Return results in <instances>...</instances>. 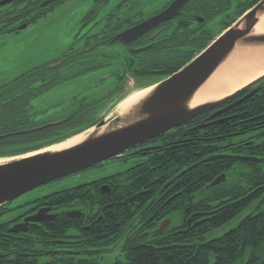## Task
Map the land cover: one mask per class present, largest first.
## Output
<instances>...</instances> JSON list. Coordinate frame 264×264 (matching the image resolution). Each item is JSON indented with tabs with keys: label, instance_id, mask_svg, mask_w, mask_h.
<instances>
[{
	"label": "trees",
	"instance_id": "1",
	"mask_svg": "<svg viewBox=\"0 0 264 264\" xmlns=\"http://www.w3.org/2000/svg\"><path fill=\"white\" fill-rule=\"evenodd\" d=\"M257 1L233 4L232 22ZM203 47L201 45L200 49ZM191 57H186L172 69L152 73L161 75L152 77V82L177 72ZM33 77L34 70L0 93V155L39 149L100 121H84L70 115L63 124L34 132H18L40 123L32 120L33 100L40 93V87L34 86ZM87 106L89 112L91 109ZM242 110L239 106L236 112L242 113ZM82 111L76 109L75 113ZM78 122L82 124L71 131L69 127ZM239 128L241 126L232 127L224 122L210 130L175 129L161 137L163 146L153 148L147 154L148 158L134 167L35 200L30 211L45 204L54 210L81 206L89 211L88 217L102 215V218L85 230L84 226L89 222L72 220L66 212L60 213L54 220L32 224L28 233L18 235L10 231V226L18 219L0 223V264H39L41 257L48 258L43 264H80L81 260L75 262V258L66 256L55 261L59 258L56 254L65 255L57 251L60 246L55 240L68 238L80 239L79 243L84 245L96 243L94 246L102 247L124 242L125 260L116 264H130L127 262L131 256L128 252L131 250L129 231L137 222V226L150 229L166 218L174 216L177 219L180 215L186 225L187 218L198 209L213 212L200 223L196 234L189 230L183 239L207 242L200 245L199 256L190 260L178 258L174 262L166 257V261L160 262L157 252L145 249L136 258L137 264H264V165L252 164V156H264V140L259 145L243 146L239 134H233L239 132ZM11 131L14 133L1 135ZM222 174L226 175V180L211 186ZM106 184L110 192L103 194L101 188ZM256 201L259 203L254 212L236 227L220 237L206 240L210 231L226 224ZM1 209L4 211L5 207ZM71 228L79 229V236H72L77 232L71 233Z\"/></svg>",
	"mask_w": 264,
	"mask_h": 264
},
{
	"label": "flooded vegetation",
	"instance_id": "2",
	"mask_svg": "<svg viewBox=\"0 0 264 264\" xmlns=\"http://www.w3.org/2000/svg\"><path fill=\"white\" fill-rule=\"evenodd\" d=\"M2 1L4 0H0V34L19 32L23 29L21 28L22 26L27 25L26 27H28L39 18L49 15V13H51L58 5L66 0H56L45 5L43 4L48 0H13L5 5H1ZM174 1L175 0H164L159 5L147 6L145 2L141 3L140 0H124L120 4L109 6L110 0H95L94 7L87 14L88 16L82 23L80 34L76 38L74 45L59 58H55L50 62H47L45 65L38 66L34 69L33 81H36L34 86L40 87L38 89V92L40 93H37V97L34 98V100L59 84H64L78 77L93 76L99 70L108 68L109 70L105 74V77H114L118 90L117 94L113 95L112 91V94L101 99L89 100L88 97H85L80 101H77V99L82 93L73 96L70 99L71 101L75 100L74 102L77 101L76 103L72 102V105L75 107L61 119L64 121L59 124L65 123L70 115L77 117L75 119L79 118V120H81V118L85 116L83 113H86L87 115L92 109H100L99 106L103 105L105 102V107L99 111L97 118H95L98 119L99 116L104 115L106 111L110 112V110L115 107L117 102L124 95V89L130 81H134L133 88L143 87L152 82V77L161 76L152 75V73H159L172 69L174 66L180 64L186 57L192 56L191 59L187 61L188 64L219 35H221L224 30L230 27L260 0L253 4L252 7L247 9L244 13L236 17L233 22V4L242 2L246 5V3H248L247 1L252 0H190L181 8L177 16L151 28L133 41L123 42L118 39L115 40L116 36L124 31L161 13ZM158 6L160 7L156 8ZM103 12L104 14L102 15ZM227 24L229 25L227 26ZM79 43L80 45H78ZM201 45L204 46L202 49H200ZM109 46H111L113 50L106 52V48ZM147 46L151 47L144 51H137L138 49ZM102 77L100 78V81L104 80ZM166 77L163 76L154 82H158ZM257 87L259 90L242 103L231 106L221 115L208 121L206 120L213 113L222 108L229 107ZM263 94L264 80L238 97L200 117L195 118L182 127L202 131L210 130L218 124L228 122L232 127L241 126V128H239L240 131L234 132L233 134H239V140L243 142V146L246 145V147H249L259 145L260 142L264 140ZM106 101H108V103ZM87 105L90 106L89 109L92 108L89 112ZM239 106L243 107L242 113L236 112V109ZM76 109H82L83 111L75 113ZM32 114V120L38 121L36 119L38 112L35 108L32 111ZM39 122L40 123L35 124L29 129H24L18 132H34L42 130L48 126H55L49 125V123L54 121ZM206 123L209 125H205L200 129L197 128ZM12 133L14 132H6L1 135ZM160 140L161 137L151 139L150 141L127 151L122 156H130L131 152L136 151L148 154L153 148L163 146V143H161ZM252 160V164L264 165V156H252ZM104 186H108V184ZM47 207L51 208L50 213L55 214V218H57L60 213L74 211V214L76 215L69 216L72 220H85V222H89L88 224H85V230H88L91 225L97 223L102 218V215L98 217L95 215L88 217L89 211L83 209L81 206H71L72 208L54 210V208L45 204L35 211H30L29 209L27 214L16 218L18 220L10 226V231L17 235L28 233L31 225L37 223L29 222L26 231L19 227H17V230H14L13 228L17 224L23 223L26 217L34 215L41 208ZM3 212L4 211L0 208V215ZM212 212L213 211L204 212L198 209L191 214V217L187 218L186 225L182 223L183 220L181 221L180 215H178L179 222L175 224L174 220L176 219H174V216L166 218L170 219L171 222L162 232H157L162 222L159 226L150 229L143 228V225L137 226V222L135 227L131 228L129 231L131 240L128 242V245L131 247V250L128 252L131 253V256L127 262L130 264H137L136 258L141 252H144L145 249L157 252L160 256V262L166 261V257L173 259L172 262L178 258H186L187 260L196 258V256H199L200 254V245L207 242H201L199 240H184L183 236H185L189 230L192 232L194 231L196 234L199 230L200 223L205 221L208 215ZM78 213L79 215H77ZM95 213H97V211H95ZM200 216L202 219H199ZM75 230L77 233H72ZM70 232L74 237L79 236V229L71 228ZM69 235L70 234H68V236ZM79 240L80 239L74 238L55 240V244L60 246L57 251L65 254H56L59 258L55 259V261H59L62 256H66L68 258H75V262L81 260L80 264H111L106 262L109 255L118 246L122 251L124 245V242H122L115 246L102 247L100 245L94 246L96 243L84 245L79 243ZM122 253L123 258H117L112 264L125 260L126 253L123 251Z\"/></svg>",
	"mask_w": 264,
	"mask_h": 264
},
{
	"label": "water",
	"instance_id": "3",
	"mask_svg": "<svg viewBox=\"0 0 264 264\" xmlns=\"http://www.w3.org/2000/svg\"><path fill=\"white\" fill-rule=\"evenodd\" d=\"M11 1L13 0H4L1 5ZM53 1L56 0H48L43 5ZM188 1L190 0H175L167 9L124 31L116 36L115 40L133 41L151 28L177 16ZM263 14L264 0H260L180 70L158 82L136 88H151V90L127 113H117L112 118L103 117L88 129L44 145L39 149L12 155H0V159H7L0 163V208L38 186L89 169L111 158L120 157L140 144L162 137L195 118L224 105L264 80V75H262L223 98L192 105L197 91L229 58L238 45L264 46V33H254V28L259 23V17ZM150 47L140 48L137 51H144ZM258 90V87L255 88L245 97L229 107L213 113L206 120L221 115L231 106L242 103ZM124 98L125 96L117 102L112 110L117 108L118 103ZM62 121L64 120L51 122L49 125H56ZM205 125L209 124H202L197 128H203ZM85 132H87L86 137L73 146L60 150L47 149ZM138 154L140 151L131 152L130 156ZM225 180L226 175L222 174L211 183V186L218 185ZM108 192L109 187L103 186L102 193ZM50 211L49 207L41 208L34 215L26 217L23 223L17 224L13 229L17 230L19 227L26 231L29 222L39 223L54 219L56 215L51 214ZM74 213V211L66 212L68 216L76 215ZM170 222V219H165L157 232L165 230Z\"/></svg>",
	"mask_w": 264,
	"mask_h": 264
},
{
	"label": "rangeland",
	"instance_id": "4",
	"mask_svg": "<svg viewBox=\"0 0 264 264\" xmlns=\"http://www.w3.org/2000/svg\"><path fill=\"white\" fill-rule=\"evenodd\" d=\"M94 1L66 0L49 15L39 18L36 22L21 29L19 32L0 34V92L1 89L12 86L13 82L22 75L33 71L38 66L45 65L55 58H59L70 49L80 34L83 21L94 7ZM122 1L124 0H110L109 6H115V4H120ZM162 1L164 0H140L141 3L145 2L147 6L159 5ZM110 50H113L111 46L106 48V52H110ZM108 70V68H105L99 70L93 76L75 78L64 84H59L42 94L33 101L35 110L38 112L36 119L38 121L54 122L61 120L75 107L72 105L75 100L71 101L70 98L80 93L82 94L77 101L85 97H88L89 100L101 99L112 94V91L113 95H116L118 92L116 80L113 76L105 77ZM101 77L104 79L103 81H100ZM132 81L127 84L122 97L134 86V81ZM106 102L108 103V101ZM105 104L104 102L103 105H100V109L95 108L93 110L91 108L92 110L82 117L81 120L87 121L97 118L99 111L105 107ZM117 113L116 108L110 110V113L106 111L97 120L108 116L112 118ZM81 124L82 122H78L69 127V129L72 131ZM147 158L148 155L145 152L127 157L111 158L89 169L38 186L9 202L5 206L4 213L0 215V223L12 221L24 215L29 209L34 207V201L37 199L124 172ZM258 203L259 201H256L226 224L210 231L205 236L206 240L220 237L236 227L242 219L254 212ZM178 222L179 218L177 217L174 220V224ZM117 258H123V253L119 246L112 251L106 262L112 264ZM47 260V257H41L38 263L43 264Z\"/></svg>",
	"mask_w": 264,
	"mask_h": 264
},
{
	"label": "bare ground",
	"instance_id": "5",
	"mask_svg": "<svg viewBox=\"0 0 264 264\" xmlns=\"http://www.w3.org/2000/svg\"><path fill=\"white\" fill-rule=\"evenodd\" d=\"M254 33H264V14L259 17V23ZM264 75V46L238 45L229 58L214 72L209 80L197 91L192 105H198L209 100H217L249 84L256 78ZM118 103L116 111L125 114L142 99L151 88L136 89L133 86ZM86 133H80L71 138L53 145L47 149L60 150L81 142ZM7 159H0V163Z\"/></svg>",
	"mask_w": 264,
	"mask_h": 264
}]
</instances>
